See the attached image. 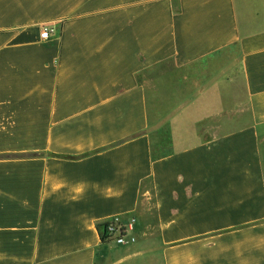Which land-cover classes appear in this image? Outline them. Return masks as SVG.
Returning <instances> with one entry per match:
<instances>
[{
  "label": "crops",
  "instance_id": "crops-1",
  "mask_svg": "<svg viewBox=\"0 0 264 264\" xmlns=\"http://www.w3.org/2000/svg\"><path fill=\"white\" fill-rule=\"evenodd\" d=\"M0 264H264V0H0Z\"/></svg>",
  "mask_w": 264,
  "mask_h": 264
},
{
  "label": "built area",
  "instance_id": "built-area-1",
  "mask_svg": "<svg viewBox=\"0 0 264 264\" xmlns=\"http://www.w3.org/2000/svg\"><path fill=\"white\" fill-rule=\"evenodd\" d=\"M48 35H49V31L47 29H44L40 37L41 39H47ZM106 229L109 235L108 241H114L119 245L125 243V238L127 237V234L125 233V230L123 229L122 226L112 221L108 223Z\"/></svg>",
  "mask_w": 264,
  "mask_h": 264
},
{
  "label": "trees",
  "instance_id": "trees-1",
  "mask_svg": "<svg viewBox=\"0 0 264 264\" xmlns=\"http://www.w3.org/2000/svg\"><path fill=\"white\" fill-rule=\"evenodd\" d=\"M107 225L108 223H103V224L98 225V230L100 232V236L103 242L108 241V238H109V235L106 229Z\"/></svg>",
  "mask_w": 264,
  "mask_h": 264
},
{
  "label": "rangeland",
  "instance_id": "rangeland-1",
  "mask_svg": "<svg viewBox=\"0 0 264 264\" xmlns=\"http://www.w3.org/2000/svg\"><path fill=\"white\" fill-rule=\"evenodd\" d=\"M119 245V244H118Z\"/></svg>",
  "mask_w": 264,
  "mask_h": 264
}]
</instances>
